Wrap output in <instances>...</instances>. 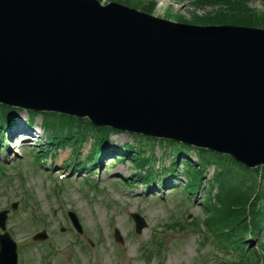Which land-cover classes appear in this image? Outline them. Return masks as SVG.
<instances>
[{"label":"water","instance_id":"obj_1","mask_svg":"<svg viewBox=\"0 0 264 264\" xmlns=\"http://www.w3.org/2000/svg\"><path fill=\"white\" fill-rule=\"evenodd\" d=\"M63 1L72 6L93 5L110 14L128 11L142 17L136 27H122L135 41L149 38L165 52L138 54L128 45L110 46L100 37L104 34L97 35L95 30L87 37L88 48L57 49L51 34L43 36L44 29L32 16L22 15L24 23H19V28L12 26L17 12L30 10L24 0H0V103L88 117L99 126L209 148L250 168L264 165V102L243 98L239 105L236 91L230 92L232 85L239 88L240 83L253 88L262 73L232 70V63L221 58L228 56L236 62L239 53L264 65V30L228 25L188 27L116 3L102 6L97 0ZM31 2L39 5L40 0ZM166 25L195 28L203 39L198 44L194 37L188 42L184 36L165 33ZM157 36H162V43L154 41ZM172 38L181 39L184 47L180 49ZM225 39L230 43L220 47L214 44ZM187 43L196 47L189 50ZM214 48L220 50L219 55L209 58L217 52ZM236 48L241 52L235 53ZM251 74L256 80L249 78ZM179 80L190 96L177 90ZM133 217L139 232L145 223L138 215ZM13 256L15 251L10 256L1 254L0 264H13Z\"/></svg>","mask_w":264,"mask_h":264},{"label":"rangeland","instance_id":"obj_2","mask_svg":"<svg viewBox=\"0 0 264 264\" xmlns=\"http://www.w3.org/2000/svg\"><path fill=\"white\" fill-rule=\"evenodd\" d=\"M244 2V6L251 8L257 14V19L262 20L259 24L263 27H259L264 28V0ZM102 3H116L190 25L207 22L222 24L223 22L217 21H228L226 18L229 16L226 14L227 6L199 0H103ZM218 12H223V15H218ZM234 16L242 21L249 18L248 21L251 22L252 19L250 14ZM172 39V43H179L178 47L181 49V39ZM162 40V36H157L154 41L162 43ZM166 41L171 42V39L166 38ZM182 53H186V50ZM250 77L256 80L253 74ZM28 119L26 110L14 113L11 118L14 123L5 132L6 142H11L12 148L8 147V151L5 148L3 155L0 153V163H6L0 164V210H8V232L14 239L19 242L27 239L30 242L24 247L21 264H45L46 255H50L52 264H161V257L147 258V246L155 244V236H160V242H157L166 246L163 255L165 264H211V245L201 247L198 232H192L189 226L183 231L175 229L161 236L162 228L177 219L184 222V216H187L188 221L205 217V203L211 189L207 187L206 181L210 172H207V178L202 181V186H199L193 197H189L191 193L187 195L183 192L185 171H182V153L177 160L175 174L169 175L165 171L174 160V151L168 149V146L155 149L159 160L153 161V164L157 166L158 173L151 176L150 183L133 178H138L139 169L131 163V156L124 162H117L118 155L106 157V153H103L101 159L96 160L97 167L79 169V160L73 161L70 146H49L40 117L35 122L33 141H24L23 134L14 136L11 133L17 128H28L23 123ZM39 127L44 131H39ZM41 134L44 138H40ZM34 141L46 144L45 153L41 149L37 150ZM115 141L120 142L117 146L119 151H122L120 148L126 143L137 145L133 135L126 132H112L109 142L112 145ZM90 143H85L83 154L87 153ZM47 152L50 158L46 159V163L44 157H35L46 155ZM190 154V159L195 161L196 153L191 151ZM51 163L54 165L51 166ZM67 169L70 174L75 171L74 174L71 178L60 180L58 175L66 173ZM163 179L165 181L161 185L160 180ZM216 191L215 188L214 192ZM14 203L18 206L13 210ZM65 208L76 212L82 227L81 234L77 235L75 229L71 228L76 234L67 229L71 221L65 216ZM131 214H139L146 222V228L140 234L135 231ZM43 229L48 238L44 241H32V234ZM115 230L119 232L121 241L116 240ZM259 240L264 241V232ZM90 241L92 248L88 245ZM256 243L252 242L255 249Z\"/></svg>","mask_w":264,"mask_h":264},{"label":"trees","instance_id":"obj_3","mask_svg":"<svg viewBox=\"0 0 264 264\" xmlns=\"http://www.w3.org/2000/svg\"><path fill=\"white\" fill-rule=\"evenodd\" d=\"M203 2H210L219 6H227L226 14L228 21L219 20L228 24L243 25L259 27L262 26V20L257 19V14L250 8L245 7L244 0H199ZM239 1V3H238ZM249 1V0H248ZM241 4H243L241 6ZM245 7V8H244ZM225 14V13H224ZM236 14H250L252 16L251 22L249 18L241 19L235 18ZM218 15H223V12H218ZM251 18V17H250ZM262 19V17H261ZM230 20V21H229ZM216 22V21H211ZM8 114L5 108L0 106V123L3 124L7 119ZM47 119L63 120L56 115H48ZM56 123V122H55ZM93 126L87 122L78 120H68L63 124H58L53 127L55 139H63L66 142L78 144L83 141L87 135V131L93 130ZM101 137L108 135L109 129H102ZM140 149H137L138 156L145 150V138H140ZM181 151L185 148L180 146ZM134 149V148H133ZM132 149V150H133ZM178 149V148H177ZM137 158L134 160L143 167L149 164V160L144 158ZM199 162L193 166L186 164L187 174L190 179L193 176L196 180L191 184V180L187 188L189 190H196L199 182L203 177L204 171L214 166L215 172L209 184L211 190L218 187L219 194L216 202L213 198H209V206L206 209L207 228L213 229L220 234V243L226 247L227 250H232L238 260L236 264H259V261H252V256L245 253L246 247L244 239L251 230L258 233L264 230V169L248 170L241 165L234 162L231 158L212 154L206 151H199ZM197 187V188H196ZM261 249L264 252V244H261ZM253 256L257 258V252L253 251ZM250 257V258H248Z\"/></svg>","mask_w":264,"mask_h":264},{"label":"bare ground","instance_id":"obj_4","mask_svg":"<svg viewBox=\"0 0 264 264\" xmlns=\"http://www.w3.org/2000/svg\"><path fill=\"white\" fill-rule=\"evenodd\" d=\"M24 2H26V6L30 10L17 12L19 15H17V17L15 18V22L12 23V26H14L15 28H19L20 27L19 23L21 24L24 23L22 19V15L32 16L35 22L44 29L42 31L43 36L46 37L47 33L51 34V40L54 42V45L55 47H57V49L67 48L69 46L85 47L88 44L87 37H91V35H94L92 31L95 30L97 35L99 33H101L102 35L104 34V36H100V37H102L106 41V44L108 43V45L110 46L111 45L114 46L115 43H119L120 46L125 48L128 45L131 46V49L137 51L138 54H140L141 51H143L145 54L148 55L149 54L162 55L165 52V51H160L157 44L155 45L154 43H152L149 38H146L144 40L138 39L137 41H139L140 42L139 43L134 40L136 38L130 36V34L128 33L129 31L127 32L126 29L122 26H126L128 24L129 25L127 27L128 30L130 27H136L139 23L142 22L143 19L142 17H139L133 13L129 14L128 11H123L121 14L115 15V12H112V14H110L106 10H102L93 5L72 6L70 3L65 2L63 0H40L39 5H37L36 3L35 4L32 3L31 0H27V1L24 0ZM209 24L210 22L204 24L194 23L192 26L207 27ZM9 25H11V23ZM149 25L154 26V23L149 22ZM186 25L188 27L190 26V24H186ZM107 26L110 27L112 26L117 29L118 28L119 29L124 28V29L118 31L116 29L108 28ZM164 30H166L165 33H169L177 37L184 36L187 38L188 42H192L193 37L197 39L196 41L197 44L203 39V35H201V33L198 32L195 28L192 29L175 28L166 25ZM152 34L153 33H150V35ZM97 40L101 41L100 38L99 39L97 38ZM133 42H135V44H133ZM223 43L228 44L230 43V40L225 39L219 42H215L214 44L217 45V47H220L222 46ZM211 44L213 45V43ZM212 45H210V47H213ZM187 46L189 50L190 48L194 49V47H196V46H191L188 43ZM86 48L88 47L86 46ZM214 49L215 51L217 50V48ZM87 51H89V49H87ZM219 51L220 50H217L216 53L212 51L215 55L214 54L209 55V58L218 56ZM226 51L229 50L226 49ZM239 51L240 50L238 48L235 49V53ZM237 56L239 57V60L236 59L237 60L236 62L230 61L228 56H222V57L220 56V57L223 58L225 63L228 62L232 63L233 66L231 67L232 70L234 69L241 70V68H243L244 72H248V71L251 72L252 69L258 71V73L260 74L262 73L263 75L261 74V76L262 78H264V65L259 64L257 61H250L247 55L243 56L238 53ZM151 67L155 69V65ZM238 75H242V74L239 73ZM262 78H260L261 80L260 82H258V85L254 86L253 88H251L250 85L249 87H246L245 84L243 83L239 84L240 85L239 88L238 86L232 85L230 92L234 93L236 91L235 93L237 95L235 94L234 95L236 96V98L237 97L239 98L238 100L239 105L240 102H243V100H241L243 98H250L252 100H258V101L263 100L264 102V89H263L264 83L262 84L264 80ZM177 79L183 80L182 78H177ZM181 80H179L180 86L177 87V90L182 92L184 96H190L189 93H185L184 89L186 88L181 85ZM60 117L64 119L63 120L54 119L56 124H63L70 119L71 120L77 119L72 114L66 112L65 114L63 113ZM22 132H23L22 130L17 131V129L11 131V133L14 136L17 134L20 135ZM119 143L120 142L118 141H115V143L113 142L112 145L110 144L109 141L106 143L105 145L106 157L114 156L116 153L119 152L117 149ZM242 164L245 166L244 163ZM177 166L178 164H175V169ZM182 171H184V168H182ZM190 180H191V184H194L196 179L192 176Z\"/></svg>","mask_w":264,"mask_h":264}]
</instances>
